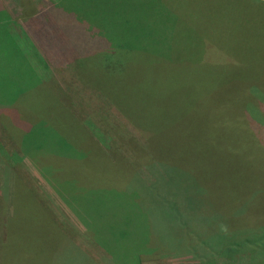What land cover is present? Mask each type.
<instances>
[{
    "label": "rangeland",
    "instance_id": "374dc122",
    "mask_svg": "<svg viewBox=\"0 0 264 264\" xmlns=\"http://www.w3.org/2000/svg\"><path fill=\"white\" fill-rule=\"evenodd\" d=\"M0 1L18 20L13 28L18 33H22L21 29L25 35L22 44L31 66L41 79L60 87L61 104L71 111L69 125L87 133L79 145L89 148L94 141L109 161L124 160L125 184L133 176L142 181L152 178L155 169L151 165L160 162L177 166L192 178L193 175L210 178L208 171H211L214 185L206 193L217 205L215 215L219 218L203 231L219 228L240 237L251 235L255 230L264 233V149H261L264 148V0H98L103 3L97 6L104 10L105 19L86 22L90 24L79 34L89 48H84L82 38L73 39L60 32L47 10L57 1H66L72 7L80 5L83 10L92 0H32L33 13L21 7L28 5L29 0ZM123 13L140 16L141 20L137 21L150 25L147 35H139L138 44L143 52H132V59L128 57V61L114 64L109 71L101 70L94 62L87 63L80 67V73L76 62L78 53L99 57L101 54L92 50H112L106 45L113 39L109 29L112 26L107 22L113 25L114 20L123 18ZM81 23L74 22V26L82 27ZM129 29L137 30L133 24ZM160 57L164 59L159 62ZM171 69L185 78H174L169 74ZM127 75H133L134 81L145 82L136 83L131 89L124 82ZM182 88L185 95L180 94ZM142 92L144 102L140 99ZM190 92L195 99L188 95ZM164 109L167 113L163 117ZM10 125L0 120V150L11 163L7 172L0 163V231L9 215H15L17 186L19 190L21 180L35 193L43 205L42 213L63 231L66 240L76 243L84 257L88 255L89 259L107 264L109 253L105 248L82 244L86 240L81 234L82 221L87 225L88 221L81 210L77 216L63 200L72 195L82 202L78 206L85 209L89 221L99 217L97 194L86 192L89 184L77 183L78 178L87 179L85 173L90 176V168L84 165L90 159L83 165L73 160L62 164L71 168L65 170L60 166L63 160L55 154L24 153L17 147ZM229 153L235 157L232 161L237 170H231ZM37 155L39 160L34 161ZM46 158L51 163L43 165ZM252 168L257 169L261 179L256 183H241L245 181L244 174L248 179L255 177L249 170ZM232 179L238 180V184L215 188L219 186L217 181L231 182ZM69 183L78 189L70 190ZM237 187L249 191L234 206L222 205L223 200L214 199L222 192L233 193L232 189ZM134 200L138 203V199ZM200 222L204 226L208 224ZM202 224L198 226L203 227ZM199 248L198 255L188 253L176 257L148 251L141 263L245 264L241 259L218 257L205 247L207 251ZM73 253L83 259L82 253L77 254V250ZM41 254L44 255L41 260L49 261V256L56 258L59 249L49 250L44 239L38 241L33 236L32 242L20 248L17 261L0 252V264H24L27 258L33 260ZM258 261L264 263V258Z\"/></svg>",
    "mask_w": 264,
    "mask_h": 264
},
{
    "label": "trees",
    "instance_id": "16d2710c",
    "mask_svg": "<svg viewBox=\"0 0 264 264\" xmlns=\"http://www.w3.org/2000/svg\"><path fill=\"white\" fill-rule=\"evenodd\" d=\"M144 17L151 19L149 15ZM132 18L133 16L126 21H122V18L114 20L113 25L107 22L112 26L109 29L113 39L106 45L112 50L94 51L101 54L99 57H94L93 53L90 57L83 56L79 52L80 56H77L76 62L80 73L82 71L80 67L84 64L91 65L90 62H94L101 70L109 71L115 66L114 64L128 61V57L134 54L132 52H143L138 44L139 35H147L146 31L150 25L145 24L144 21H137L136 17ZM17 22V18L13 17L0 1V120L6 126L11 123L10 131L13 133L16 145L24 153L36 155L39 151H47L55 154L63 160L60 166L65 170L71 168L62 164L73 160L83 165L87 159H90L87 160L88 164H84L90 168V176L88 177L85 173L87 179L85 180V176L84 180L78 178L77 183L89 184L86 192L97 194L99 217L89 221L85 209L79 208L83 205L82 202L72 195L63 197V200L76 215L81 210L83 217L88 221V225L84 220L82 221L85 230L87 229L93 238L96 233L97 240L101 242L98 245L109 253L106 258L107 264H142L143 255L148 251H158L163 257H176L188 253L198 255L196 253L200 246L218 257L241 259L245 264H264L258 261L264 258V233L255 230L251 235L240 237L231 232L226 234L219 228L203 231L214 225L219 218L215 215L217 205L212 201V196L206 193L212 187L211 180H214L211 171H208L210 178L208 175H204L205 177L193 175L192 178L191 174L185 176L183 169L160 162L156 166L151 165V168L155 169L152 178L142 181L133 176L125 184L127 165L124 160L117 158L114 162L109 161L97 142L93 141L89 148L79 145L83 143L80 141L84 140L87 133L75 125H69L71 111L61 104L60 98L63 95L60 87L41 79L34 66H31L22 44L25 35H22L21 29L22 33H18L13 28V24ZM130 24H133L137 30H130ZM104 25V23L101 24L102 28H105ZM76 35L78 33L72 38H82ZM82 40L84 41L83 38ZM84 43V48H88L89 44L85 41ZM163 59L160 57L158 61ZM169 74L176 79L185 78V75L181 77L182 74L177 73L175 69H171ZM124 82L132 89L133 85L143 84L145 80L134 81L133 75H127L124 77ZM185 93V89L182 88L180 94L185 95ZM133 94L135 95V92ZM188 95L194 98L193 92ZM113 97L117 101V96L113 95ZM140 99L145 101L143 100L144 92L140 94ZM172 111H168L170 115ZM162 113L161 116L164 117L167 112L164 109ZM167 117H169L168 114ZM151 153L154 154L152 149ZM158 155L162 153L159 152ZM39 157L37 155L34 161H38ZM230 157L232 153H229ZM233 158L235 159V157L230 158L231 170H237L232 161ZM0 163L6 168V172L11 167V163L7 161L1 150ZM50 163L46 158L43 165ZM249 170L255 174V177L248 179L244 174L245 181L241 183L249 181L256 183L261 179L256 168ZM110 173H116L118 176ZM237 181L233 179L231 182L222 183L214 181L219 184L215 188H229L227 186L238 184ZM19 184L21 185L19 190L17 186L15 215L13 216L14 213L9 215L10 220L1 224L7 235L3 229L0 231V252L6 253L11 260L17 261L20 248L32 242L35 236V240L44 239L49 244V250L59 249V254L55 259L49 256V261L47 258L45 261L41 260V256H44L41 254L33 260L27 258L24 264H100L97 260L89 259L88 255L84 257V253L76 243L67 242L63 231L42 213L43 205L35 193L21 180ZM69 186L70 190L78 189L75 184L69 183ZM244 189L246 188H233V193L222 192L214 199L223 200L222 205L234 206L249 191L248 188L247 191ZM164 196L169 199H164ZM134 198L138 199V203ZM200 221H206L208 224L204 226ZM198 223L203 227L198 226ZM26 240H28L26 244H23ZM206 249L204 250L207 251ZM76 250L77 254H83V259L73 253ZM38 258L40 260L34 263Z\"/></svg>",
    "mask_w": 264,
    "mask_h": 264
},
{
    "label": "crops",
    "instance_id": "0c3cea01",
    "mask_svg": "<svg viewBox=\"0 0 264 264\" xmlns=\"http://www.w3.org/2000/svg\"><path fill=\"white\" fill-rule=\"evenodd\" d=\"M97 3H101L98 0H92L91 2L87 3L84 5L83 10L81 9L80 5H74L72 7L68 2L66 1H57L55 4H50V9L47 10L48 14L51 15L53 18V21H55V24L57 25V28L60 30V32H65V34L70 35V37H74V34H77L76 36H80L83 38L82 34L85 32V25L90 24L86 22H99L103 21L105 19V13L104 10H100V7L97 6ZM36 5V3H35ZM103 5V3H101ZM21 7L24 9L25 12L28 13H33L35 12V6L32 8V0H29L28 5H21ZM49 7V1H48V6ZM131 7V6H128ZM45 8V9H47ZM41 11V10H40ZM45 12V10H44ZM40 14V12L38 13ZM37 14V15H38ZM124 14V13H123ZM132 16H129L128 14H124L123 18L121 19L122 21L129 20V18ZM138 20V16H133ZM132 18V19H133ZM144 19V18H143ZM36 20H39V17L36 18ZM70 21V23H69ZM80 21L82 22L81 26L77 25L74 26V22ZM88 26V25H87ZM102 28V26H101ZM102 32H104V28L101 29ZM89 48V47H88ZM75 50V49H74ZM76 51V50H75ZM95 51V50H92ZM83 238L86 240L82 242L84 245H89V244H99L101 243L99 240H97V236L93 238L91 236V233L85 230V227L82 223V232H81ZM91 238L93 240H91ZM66 240V239H65ZM68 242V240H66Z\"/></svg>",
    "mask_w": 264,
    "mask_h": 264
}]
</instances>
